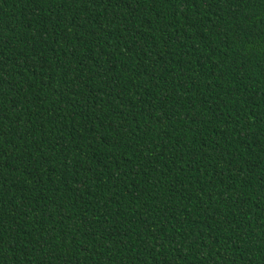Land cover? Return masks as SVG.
I'll return each mask as SVG.
<instances>
[{"label": "trees", "instance_id": "1", "mask_svg": "<svg viewBox=\"0 0 264 264\" xmlns=\"http://www.w3.org/2000/svg\"><path fill=\"white\" fill-rule=\"evenodd\" d=\"M0 264H264V0H0Z\"/></svg>", "mask_w": 264, "mask_h": 264}]
</instances>
